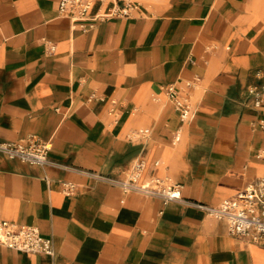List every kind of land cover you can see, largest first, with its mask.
Returning <instances> with one entry per match:
<instances>
[{
    "label": "crops",
    "instance_id": "0c3cea01",
    "mask_svg": "<svg viewBox=\"0 0 264 264\" xmlns=\"http://www.w3.org/2000/svg\"><path fill=\"white\" fill-rule=\"evenodd\" d=\"M59 1L0 0V143L50 142L52 162L0 154V219L37 228L54 250L0 245V264H264V244L190 203L218 206L264 176V112L249 94L263 82L264 0H133L131 17L89 31L59 16ZM170 86L188 91L194 119L180 121ZM137 159L142 179L181 184L187 202L86 175L122 177Z\"/></svg>",
    "mask_w": 264,
    "mask_h": 264
},
{
    "label": "built area",
    "instance_id": "2783aa9c",
    "mask_svg": "<svg viewBox=\"0 0 264 264\" xmlns=\"http://www.w3.org/2000/svg\"><path fill=\"white\" fill-rule=\"evenodd\" d=\"M96 6L97 9L93 12ZM138 6L133 0H60L58 13L59 16L70 20L74 28L79 27L82 31H89L99 22L131 17ZM54 51L55 45L47 42V53L51 55ZM257 77L263 79V82L259 86L250 87L249 94L252 96L254 108L264 112V73L258 72ZM186 88L192 89L194 84L188 83ZM167 96L182 123L195 118L196 110L188 91L170 86L167 89ZM259 127L264 131V117L260 120ZM179 133L178 130L175 141L179 140ZM50 150V142L35 137L18 142L0 143V154L11 160L40 167L52 164L49 157ZM258 157L264 161V149L258 153ZM158 165V162L154 163V166ZM145 167L144 160L137 159L131 170L122 177L96 172H86V175L96 182L120 188L124 193H139L157 198L164 205L187 202L182 197L181 184L161 177L142 179ZM60 185L66 196H72L77 189L75 184L68 182H61ZM190 203L210 217L226 222L230 235L254 244H264V176L235 196L223 200L218 206ZM0 245L28 254L52 256L54 253L52 240L42 236L37 228L21 226L2 219H0Z\"/></svg>",
    "mask_w": 264,
    "mask_h": 264
}]
</instances>
